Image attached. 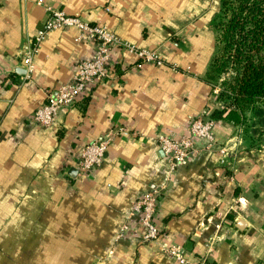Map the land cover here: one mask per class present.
Here are the masks:
<instances>
[{"label": "crops", "instance_id": "obj_1", "mask_svg": "<svg viewBox=\"0 0 264 264\" xmlns=\"http://www.w3.org/2000/svg\"><path fill=\"white\" fill-rule=\"evenodd\" d=\"M223 1L0 0V264H178L171 246L190 264H264L263 118L215 120L216 144L198 140L175 171L157 140L185 138L194 118L224 109L222 77L210 80ZM48 8L105 25L164 64L114 48L112 79L53 125H34L97 51L75 28L54 30L27 77L23 57ZM110 134L104 162L80 175L84 146ZM153 190L159 237L147 242L133 208Z\"/></svg>", "mask_w": 264, "mask_h": 264}, {"label": "built area", "instance_id": "obj_2", "mask_svg": "<svg viewBox=\"0 0 264 264\" xmlns=\"http://www.w3.org/2000/svg\"><path fill=\"white\" fill-rule=\"evenodd\" d=\"M47 11L43 25L37 31L33 43L30 44L23 57L27 77H30L33 72L34 56L40 45L54 30L75 28L78 30L75 40L77 42L95 41L97 51L93 59L84 60L78 64L71 82L62 86L55 95L50 94L49 101L35 110L30 118V122L34 125H53L63 109L72 108L77 100L89 94L94 86L112 79L114 76L110 66L114 48L136 55L141 63H152L157 66L164 64V60L157 51L124 41L105 25L90 24L78 16L69 15L59 9L48 8ZM215 129L216 121L213 118L199 116L191 121L187 137L180 139L168 135L159 136L158 143L170 161L171 171H175L180 164L190 158L197 149L198 140L203 141L207 148L214 146L216 144ZM114 137V134H110L84 146L77 166L80 175L89 173L104 162ZM160 197L161 191H149L136 202L133 208L134 212L138 213L141 218V224L145 229L143 239L147 242L155 241L159 237L156 215ZM165 251L178 264H190L181 246L167 247Z\"/></svg>", "mask_w": 264, "mask_h": 264}, {"label": "trees", "instance_id": "obj_3", "mask_svg": "<svg viewBox=\"0 0 264 264\" xmlns=\"http://www.w3.org/2000/svg\"><path fill=\"white\" fill-rule=\"evenodd\" d=\"M215 31L210 80L217 81L230 66L236 73L219 92L224 109L211 118L235 120L244 104L264 101V0H224Z\"/></svg>", "mask_w": 264, "mask_h": 264}, {"label": "rangeland", "instance_id": "obj_4", "mask_svg": "<svg viewBox=\"0 0 264 264\" xmlns=\"http://www.w3.org/2000/svg\"><path fill=\"white\" fill-rule=\"evenodd\" d=\"M227 73L222 74L220 77H222V84L226 81L231 80L234 77V74L236 73L234 68L231 66L229 67ZM259 116L262 119V122L264 123V101H260L257 103L256 106H252L250 104H244L240 113L239 118L237 121L240 123V125L244 128H249L252 125V120L254 118Z\"/></svg>", "mask_w": 264, "mask_h": 264}]
</instances>
